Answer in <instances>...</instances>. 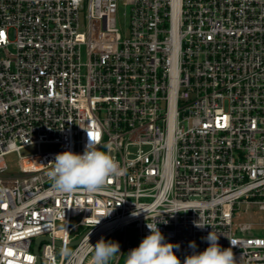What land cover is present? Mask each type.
Masks as SVG:
<instances>
[{
	"label": "built area",
	"instance_id": "obj_1",
	"mask_svg": "<svg viewBox=\"0 0 264 264\" xmlns=\"http://www.w3.org/2000/svg\"><path fill=\"white\" fill-rule=\"evenodd\" d=\"M0 33V264H89L134 226L118 264L155 221L181 264L211 231L264 264V0H0ZM89 138L123 174L56 192Z\"/></svg>",
	"mask_w": 264,
	"mask_h": 264
},
{
	"label": "clouds",
	"instance_id": "obj_2",
	"mask_svg": "<svg viewBox=\"0 0 264 264\" xmlns=\"http://www.w3.org/2000/svg\"><path fill=\"white\" fill-rule=\"evenodd\" d=\"M94 145L96 141L89 138V143L82 154L68 150L55 156L54 162H51L53 166L47 175L56 192L94 193L101 190L110 178L114 179L123 174L120 164L111 155L98 150ZM197 227L203 225L198 223ZM147 228L150 234L142 239L138 247L127 253L125 264H181L174 252V249H179V244L165 242V237L157 227L156 221L147 223ZM204 239L208 247L202 252L193 251L191 255H187L183 264H235L231 247L222 248L218 243L217 233L211 231ZM90 246L92 251L89 264H109L115 255L121 253L118 242L105 241L103 238L94 246ZM189 247L195 249V242H190Z\"/></svg>",
	"mask_w": 264,
	"mask_h": 264
},
{
	"label": "rangeland",
	"instance_id": "obj_3",
	"mask_svg": "<svg viewBox=\"0 0 264 264\" xmlns=\"http://www.w3.org/2000/svg\"><path fill=\"white\" fill-rule=\"evenodd\" d=\"M124 9H121V14H123ZM36 149L30 148L27 150H24L23 153H29V152H34ZM7 160L10 163V167L13 171L17 170L18 166H19V162H18V156L16 153L10 154L7 156ZM258 212V211H257ZM260 213V212H259ZM85 230L84 226H78L76 228V232L78 233H82ZM125 236L127 237V239L129 240V243L132 245H136V241H137V232L136 229L134 228V226H128L126 229L120 230L117 229L110 237V241H115V242H120V243H124V238ZM73 249V246L68 248V251L71 252ZM118 255H115L110 262L114 263L116 261V259L118 258ZM125 260H126V256H123L120 258L118 264H125Z\"/></svg>",
	"mask_w": 264,
	"mask_h": 264
},
{
	"label": "water",
	"instance_id": "obj_4",
	"mask_svg": "<svg viewBox=\"0 0 264 264\" xmlns=\"http://www.w3.org/2000/svg\"><path fill=\"white\" fill-rule=\"evenodd\" d=\"M43 239H49V238H48V237H44V236H42V237H38V238L36 239V241H35V251H36V252L38 251V249H39V244H40V242H41ZM104 240H105V241H110V239H109L108 237H106ZM58 243L61 244V242H59V241H58ZM109 262H110V261H109ZM38 264H40V260L38 261Z\"/></svg>",
	"mask_w": 264,
	"mask_h": 264
},
{
	"label": "snow or ice",
	"instance_id": "obj_5",
	"mask_svg": "<svg viewBox=\"0 0 264 264\" xmlns=\"http://www.w3.org/2000/svg\"><path fill=\"white\" fill-rule=\"evenodd\" d=\"M3 34L2 33H0V36H2ZM95 138V137H94Z\"/></svg>",
	"mask_w": 264,
	"mask_h": 264
}]
</instances>
